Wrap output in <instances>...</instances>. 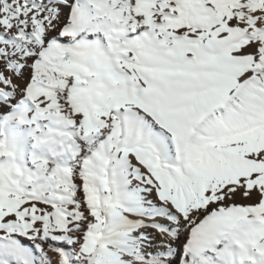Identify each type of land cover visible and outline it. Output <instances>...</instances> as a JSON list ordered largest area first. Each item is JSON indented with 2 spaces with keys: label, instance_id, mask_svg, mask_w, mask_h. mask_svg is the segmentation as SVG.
<instances>
[{
  "label": "bare ground",
  "instance_id": "1",
  "mask_svg": "<svg viewBox=\"0 0 264 264\" xmlns=\"http://www.w3.org/2000/svg\"><path fill=\"white\" fill-rule=\"evenodd\" d=\"M96 1L30 0L37 11L15 23L16 34L6 33L15 42L0 44V192L12 184L21 200L0 220V264H75L82 226L71 221L60 230L57 216L48 221L29 199L41 182L47 206L50 175L67 180L78 152L82 174L71 183L77 203L82 189L101 187L105 176L121 168L135 173L119 182L113 201L122 208H111L135 219L106 230L99 244L138 264H264V152L250 147L264 131V66L246 88L236 73L248 52L217 39L215 55L198 69L226 60L234 63L223 67L230 74L175 82L177 59H196L194 31L176 23L190 0ZM242 3L235 0L236 13ZM240 26L233 24L236 41L258 37ZM180 34L190 48L174 55ZM93 46L102 59L87 56ZM144 49L158 55L155 62ZM247 49L264 55L255 43ZM143 67L163 71L160 82L139 78ZM34 83L41 93L30 92ZM195 88L205 90L196 95ZM84 133L103 143L80 144ZM128 133L149 149L144 158L126 144ZM217 141L229 152H212ZM159 165L177 175L180 193L169 190V180L162 185Z\"/></svg>",
  "mask_w": 264,
  "mask_h": 264
},
{
  "label": "rangeland",
  "instance_id": "2",
  "mask_svg": "<svg viewBox=\"0 0 264 264\" xmlns=\"http://www.w3.org/2000/svg\"><path fill=\"white\" fill-rule=\"evenodd\" d=\"M99 2H102V0L96 1V3ZM242 2L244 3H242L240 12L236 13L235 0H206L202 3L200 0H190V6L187 7L185 13L181 17L177 18L176 23L180 27L187 26L194 31L193 37L195 39L193 42H197L198 45L194 50L191 48V51L193 50L196 59L195 61H191L190 57H185L184 59L178 58L176 61L178 67L170 72L171 77L174 79L173 81H181L182 83L189 80L195 81L201 78L199 75L200 73L207 77H210L213 73H220L223 75L230 74L229 70L224 73L223 67L225 68L227 65L229 68L230 66L233 67L234 63L226 60H222L218 68L202 69L200 67L202 71L198 69L201 63H205V65L208 64L207 62L209 61V58L215 55V45H213V42L218 39L220 42L225 41L227 43V50H236L238 47H244L245 53L248 52L247 54L249 55L250 60L245 65H242V67L239 68L240 71L238 70L236 74L243 79L240 84H244L246 88L252 86L251 78L254 77L255 73H261L260 70L264 66V55L262 57L259 55L260 57H258L256 53L248 51L247 47L250 43H255L259 45V48L262 47L264 50V0H242ZM16 8L22 13H17ZM2 9L4 10V13H2ZM35 11L37 10L31 5L30 0H0V44L15 42V40L12 39V36L7 35L6 33L16 34V30L11 32L15 23L23 16H27L28 18L32 17ZM96 12H99V10ZM235 23L240 24V31L246 32L247 34L252 32L256 35V30H258V37L254 40H249L247 36H244L236 41L235 37L238 32L236 33L233 30V24ZM254 26L255 28H253ZM5 27L12 28L6 30ZM177 43L179 44V47L175 49L174 55H178V53L184 51L186 47L190 48L189 46H186L183 34H180ZM6 52H9V50H6ZM144 52L148 54V63L155 62V58H158L156 53L146 51L145 49ZM88 55L96 56L100 59L104 56V54L94 46L91 47L87 56ZM160 60L162 62L165 60V57L162 56ZM189 64H191L192 68L196 71L193 70L194 72H192L190 68H186ZM143 69L144 70L139 74V78L149 77L156 79V82H160L163 71L156 72L153 71L152 68L145 67H143ZM66 77L72 79L70 74L66 75ZM204 90L205 89L199 91L198 88H195L193 93L199 95V92ZM40 91L41 87H39L37 83H34L30 88V92L34 94L41 93ZM102 112L105 111L102 110ZM86 139H88L89 142L85 143L90 147L103 143V138H88L87 134L84 133L80 138V144H83V141ZM252 140L250 147L253 149L261 148L260 150L264 152V131L259 133V135ZM80 144H77L78 151L81 150ZM126 144L132 149V152L139 160L144 158L149 150L142 143L134 142L132 133H128ZM244 147H247L246 143H244ZM229 149L230 147L228 144L222 146L221 142L217 141L211 148V151L216 154L220 153L223 156V154L229 152ZM80 158L78 152L69 166V176L67 180L59 181L55 176L50 175L49 178L53 183L51 184L49 195V201L51 202L48 203L47 206L44 205L42 198L45 186L41 182L38 183L35 188L36 193L35 196H33L35 200L33 198L31 200L27 197H25V199L27 198L31 201V204L34 206L37 213H41L44 210L47 217L45 219L48 221H52L53 216H57L58 228L60 230H65L71 224V221L73 226L76 224V226H82L79 234L82 235L80 237L84 241L82 243L81 253L79 256H76L75 264H138V262L131 258L130 255L121 250L119 251V249H116L111 244L108 243L110 247L108 244H99L101 240L100 237L106 230H109L116 225L126 227V225L130 224L132 219H135L133 216L127 215L119 210L111 209L112 207L115 209L117 207L122 208L120 204H116L113 201L117 200L116 197H118L119 194V182L123 181L125 178L131 179V176L135 175V173L127 168H121L114 172V176H105L101 183V187L95 185L94 188L82 189L80 192L81 195H78L80 203H77L75 202L77 197L75 189L71 186H73L72 184L76 182L82 174L81 166H79L77 160ZM240 158L241 159L231 157V161L232 163H240L243 167H247V164L250 163V161H248L247 158ZM158 172V177L160 178L162 185L165 186L166 181L169 180V183L167 184L169 190H172L176 194L180 193V188L174 180L177 177L176 174H165V169L162 165H159ZM11 185L12 184L8 183L6 189L0 192V220L4 218L8 212L16 211L20 206L21 200L15 193V187ZM104 189L109 190V194H105L103 192ZM59 203L64 208L58 206ZM65 208H71L72 210L74 209V211L70 212ZM50 235L54 236V233Z\"/></svg>",
  "mask_w": 264,
  "mask_h": 264
}]
</instances>
